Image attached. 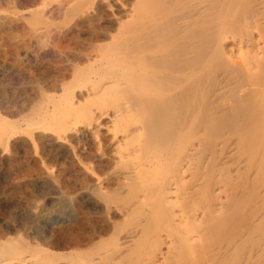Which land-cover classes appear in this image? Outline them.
I'll return each mask as SVG.
<instances>
[{
	"label": "bare ground",
	"instance_id": "6f19581e",
	"mask_svg": "<svg viewBox=\"0 0 264 264\" xmlns=\"http://www.w3.org/2000/svg\"><path fill=\"white\" fill-rule=\"evenodd\" d=\"M62 2L60 18L78 19L60 32L59 39L70 44L56 53L69 64L71 81L59 96L63 103L51 96L52 110H40L22 132L33 137L43 122L57 119L60 108L78 114L104 101L101 111L95 109L100 112L85 115L92 139L102 129L111 134L105 141L114 152L110 168L120 180L117 197L100 193L108 180L77 158L98 177V197L107 205L118 200L126 217L113 224L111 243L79 252L78 264H140L130 255L161 246L185 264H264V201L263 207L254 204L257 189H241L229 225L217 221L209 170L224 157L186 150L191 127L199 128L204 149L217 154L226 153L239 133H259L264 141V0ZM1 120L7 119L0 115ZM13 122L6 124L16 131L21 122ZM92 147L83 156L96 158L105 176L106 154ZM131 220L137 227L121 232ZM14 242L0 241V264L22 261ZM153 259L155 253L147 264Z\"/></svg>",
	"mask_w": 264,
	"mask_h": 264
},
{
	"label": "rangeland",
	"instance_id": "374dc122",
	"mask_svg": "<svg viewBox=\"0 0 264 264\" xmlns=\"http://www.w3.org/2000/svg\"><path fill=\"white\" fill-rule=\"evenodd\" d=\"M62 1L0 0V115L8 120L0 121V241L15 240L21 264H78L79 252H87L104 241L110 242L113 224L126 220L123 211L118 209L121 203L115 200L107 205L95 189L98 183L95 178L102 176L108 181L101 186L100 193L116 198L120 182L110 168L114 152L105 139L111 134L102 129L99 138L92 139L86 122L89 110L100 112L99 105L104 101H99L98 105L89 103L78 114L60 108L57 119L43 122L40 132L33 137L22 132L41 111L50 109L52 105L47 103L51 96L59 97L71 81L70 72L66 71L69 64L56 55L61 45L70 44L59 39L60 32L73 27L78 19L72 23L60 18L57 11ZM58 100L64 101L60 97ZM96 107L100 111L95 110ZM17 119L21 123L13 131L9 123ZM24 119L28 122L24 123ZM59 121L62 123L58 125ZM102 123L108 125L107 121ZM188 134L187 155L224 157L221 164L209 170L212 177L208 194L215 200L217 221L227 220V225L232 222L238 196L244 193L241 189L246 191L250 186L257 189L254 204L263 207L264 141L261 134H236V143H232L233 138H230L233 145L224 142L229 148L223 154H217L215 148L204 149L199 128L191 127ZM60 136L67 140L61 142ZM91 146L106 154L104 166L109 169L105 176L96 168V158L83 156ZM79 156L89 168L97 169L98 177L93 178L92 171H85L78 161ZM131 221L121 232L137 227V223ZM230 236L228 232L229 245ZM109 248H113L111 244ZM150 253L156 255L153 264L180 263L167 246L156 251L154 247L140 250L130 258L147 264ZM190 257L193 261L196 259L193 254Z\"/></svg>",
	"mask_w": 264,
	"mask_h": 264
}]
</instances>
